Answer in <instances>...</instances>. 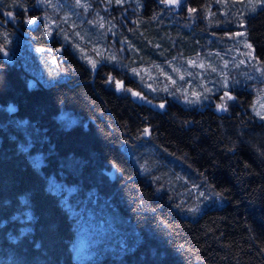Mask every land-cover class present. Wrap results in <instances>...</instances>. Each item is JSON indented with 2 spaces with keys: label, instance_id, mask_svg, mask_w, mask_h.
<instances>
[{
  "label": "trees",
  "instance_id": "1",
  "mask_svg": "<svg viewBox=\"0 0 264 264\" xmlns=\"http://www.w3.org/2000/svg\"><path fill=\"white\" fill-rule=\"evenodd\" d=\"M244 9L0 0V264H264L261 83L225 67L234 99L192 104L134 75L240 29L263 64L264 4Z\"/></svg>",
  "mask_w": 264,
  "mask_h": 264
},
{
  "label": "rangeland",
  "instance_id": "2",
  "mask_svg": "<svg viewBox=\"0 0 264 264\" xmlns=\"http://www.w3.org/2000/svg\"><path fill=\"white\" fill-rule=\"evenodd\" d=\"M261 4H264V0H244L241 4L232 0H219V5L224 11L239 9V6L242 12L244 8L256 10ZM242 15H239V18ZM235 41L232 51L187 59L185 65L176 62L168 66L157 65L154 68H143L136 70L134 75L146 92L155 90L157 87L168 89L172 85L180 89L192 104H198L204 100L212 101L221 90L224 93L227 92L226 90L234 85V81L222 76V68L226 67L230 69L229 71L237 68L240 84L250 80L261 83V94L253 102L251 110L262 119L261 116H264V63L261 64L254 56L253 46L247 40L243 29L236 31ZM209 74L218 75V86L214 85Z\"/></svg>",
  "mask_w": 264,
  "mask_h": 264
},
{
  "label": "snow or ice",
  "instance_id": "3",
  "mask_svg": "<svg viewBox=\"0 0 264 264\" xmlns=\"http://www.w3.org/2000/svg\"><path fill=\"white\" fill-rule=\"evenodd\" d=\"M117 2H119V0H117ZM166 2L169 3V4H179V3H180V0H166ZM79 3H80V0H77V4H79ZM190 11H194V10H190ZM9 15L11 16V13H9ZM27 23H28V24H33V23H35V21L32 20V19H29V20L27 21ZM49 34H51V33H49ZM249 47H250V45H249ZM89 62L92 64L93 69H95V67H96V63H95L94 61H89ZM190 63H191V62H190ZM110 82H111V80H110ZM115 83H116L117 88H122V87H123L122 82L116 81ZM127 91L131 92V89H127ZM132 94H133V95H138V94L135 93V92H133ZM225 98H226L227 100H233V99H234V97H232V96H231L229 93H227V92H225V93L223 94V96H222L220 99H221L222 101H225ZM160 107L163 108L164 105L161 104ZM218 108L221 109V110H225V111H226V110H227V108H226V102H225V103H221V104H219V105H218ZM257 114L259 115V113H257ZM261 118L264 119V116H261ZM144 132H145V133H149V129H145Z\"/></svg>",
  "mask_w": 264,
  "mask_h": 264
},
{
  "label": "water",
  "instance_id": "4",
  "mask_svg": "<svg viewBox=\"0 0 264 264\" xmlns=\"http://www.w3.org/2000/svg\"><path fill=\"white\" fill-rule=\"evenodd\" d=\"M183 1H184V0H180V3H179V4H169V3H167L166 0H165L167 6H169V7H178Z\"/></svg>",
  "mask_w": 264,
  "mask_h": 264
},
{
  "label": "flooded vegetation",
  "instance_id": "5",
  "mask_svg": "<svg viewBox=\"0 0 264 264\" xmlns=\"http://www.w3.org/2000/svg\"><path fill=\"white\" fill-rule=\"evenodd\" d=\"M0 56H2V53L0 52Z\"/></svg>",
  "mask_w": 264,
  "mask_h": 264
}]
</instances>
